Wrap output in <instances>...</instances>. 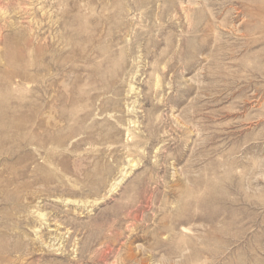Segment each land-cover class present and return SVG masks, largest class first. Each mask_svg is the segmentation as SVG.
<instances>
[{
	"label": "rangeland",
	"instance_id": "rangeland-1",
	"mask_svg": "<svg viewBox=\"0 0 264 264\" xmlns=\"http://www.w3.org/2000/svg\"><path fill=\"white\" fill-rule=\"evenodd\" d=\"M0 264H264V0H0Z\"/></svg>",
	"mask_w": 264,
	"mask_h": 264
}]
</instances>
